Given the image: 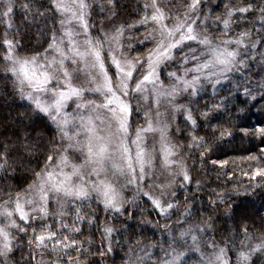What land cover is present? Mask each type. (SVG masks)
Wrapping results in <instances>:
<instances>
[{
	"label": "clouds",
	"instance_id": "9594fccd",
	"mask_svg": "<svg viewBox=\"0 0 264 264\" xmlns=\"http://www.w3.org/2000/svg\"><path fill=\"white\" fill-rule=\"evenodd\" d=\"M261 126L264 0H0V264H264Z\"/></svg>",
	"mask_w": 264,
	"mask_h": 264
},
{
	"label": "snow or ice",
	"instance_id": "6c2138e0",
	"mask_svg": "<svg viewBox=\"0 0 264 264\" xmlns=\"http://www.w3.org/2000/svg\"><path fill=\"white\" fill-rule=\"evenodd\" d=\"M149 7V4L146 3L144 5V8L147 10ZM148 19L152 20L153 22H162V15L159 13V10L158 9H153L150 13H149V16H148ZM119 37L116 36L114 37V39H118ZM160 55H163V53H158L156 58L158 59ZM114 63L117 65V67L120 66V61L119 60H115ZM121 71H124V69H120ZM107 86V85H105ZM109 91H111V88L109 87ZM73 94H75V89H73ZM62 101H63V97H61L60 99H58L57 101V111H59L60 109V106L62 104ZM37 103L39 104V101H37ZM107 105H115L116 107L119 108L120 111H125L126 110V106L122 103H120L118 100H114L112 99L111 97L108 99V101L106 102ZM40 107L42 108V110H45L47 111L48 110V107L46 105H42L40 104ZM255 132L257 135H261V136H264V126H261V127H257L255 129ZM262 151H264V149H262ZM214 163H217L219 166L223 167L225 166L226 162L225 161H215ZM245 176H249V173L248 172H245L244 173ZM261 176H264V168L262 167H256V168H253L251 170V175H250V178L251 179H256L257 177H261Z\"/></svg>",
	"mask_w": 264,
	"mask_h": 264
}]
</instances>
